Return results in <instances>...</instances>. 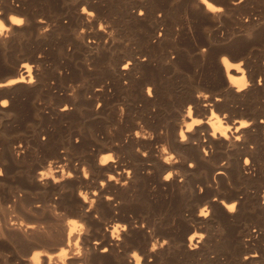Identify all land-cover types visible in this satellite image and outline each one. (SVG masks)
<instances>
[{
    "label": "bare ground",
    "instance_id": "6f19581e",
    "mask_svg": "<svg viewBox=\"0 0 264 264\" xmlns=\"http://www.w3.org/2000/svg\"><path fill=\"white\" fill-rule=\"evenodd\" d=\"M262 35L264 0H0L16 264H264Z\"/></svg>",
    "mask_w": 264,
    "mask_h": 264
},
{
    "label": "rangeland",
    "instance_id": "374dc122",
    "mask_svg": "<svg viewBox=\"0 0 264 264\" xmlns=\"http://www.w3.org/2000/svg\"><path fill=\"white\" fill-rule=\"evenodd\" d=\"M177 6L179 7V8H177V9H179V10H177V12L180 13L181 9H182V7H181L182 5L180 3H177ZM261 37H258L261 40H256L255 43L252 46V47H254L253 50L254 51L256 50L255 53L258 54V55L259 54L260 55L264 54V42H263L264 38H263V35ZM243 46H244V43L240 42V43H238V45L236 47H234V50L241 49ZM257 51H258V53H257ZM4 68H5V66L1 65L0 66V72H3L5 70ZM23 121H22L21 125H16V127H14L15 129L14 128H10L8 130V132L10 131L9 135L16 136V135H20V134L22 135V133H23V135H25V134L27 135L28 132H29L28 135H30L32 129H31V127L29 125H31L32 123L29 120L26 121V122H25V120H23ZM20 132H22V133H20ZM14 183L16 184V178H14ZM247 214H246V217L248 218L247 220H251L252 221V220L256 219V216H255V214H253V212L252 213L249 212V214H251V215L253 214V216H251L249 214L247 216ZM12 216H14L16 218V211H14L12 213ZM22 233H23V231L20 232V234H22ZM13 234H15V235H13ZM14 237H16V226L12 227L11 225H8L7 226V230L0 234V264H16L17 258H19L21 256H28L29 252L28 251H26V252L22 251L23 250L22 247L19 244H17L15 240H13ZM28 239L29 238H26V239H24V241H27Z\"/></svg>",
    "mask_w": 264,
    "mask_h": 264
}]
</instances>
